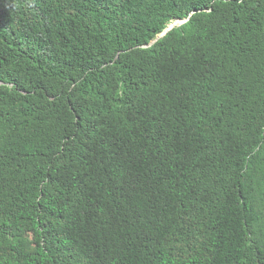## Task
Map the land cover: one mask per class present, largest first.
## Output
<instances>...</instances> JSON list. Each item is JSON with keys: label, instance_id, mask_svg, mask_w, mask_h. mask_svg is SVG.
Wrapping results in <instances>:
<instances>
[{"label": "trees", "instance_id": "1", "mask_svg": "<svg viewBox=\"0 0 264 264\" xmlns=\"http://www.w3.org/2000/svg\"><path fill=\"white\" fill-rule=\"evenodd\" d=\"M0 264H264V0H0Z\"/></svg>", "mask_w": 264, "mask_h": 264}, {"label": "water", "instance_id": "2", "mask_svg": "<svg viewBox=\"0 0 264 264\" xmlns=\"http://www.w3.org/2000/svg\"><path fill=\"white\" fill-rule=\"evenodd\" d=\"M176 21H179V23L182 24L185 21H187V19H184V20H176ZM171 28H172V24H169L159 35H157L153 40H151L147 45H145L143 47H149L152 44H154L159 38H161L162 36H164L165 33L168 32Z\"/></svg>", "mask_w": 264, "mask_h": 264}, {"label": "bare ground", "instance_id": "3", "mask_svg": "<svg viewBox=\"0 0 264 264\" xmlns=\"http://www.w3.org/2000/svg\"><path fill=\"white\" fill-rule=\"evenodd\" d=\"M171 24H172V27H174L175 24H178V21H173V23H171Z\"/></svg>", "mask_w": 264, "mask_h": 264}, {"label": "rangeland", "instance_id": "4", "mask_svg": "<svg viewBox=\"0 0 264 264\" xmlns=\"http://www.w3.org/2000/svg\"><path fill=\"white\" fill-rule=\"evenodd\" d=\"M172 23H173V22H172ZM170 24H171V23H170ZM179 24H180V23H179V21H178V24H175V26H176V25H179Z\"/></svg>", "mask_w": 264, "mask_h": 264}]
</instances>
